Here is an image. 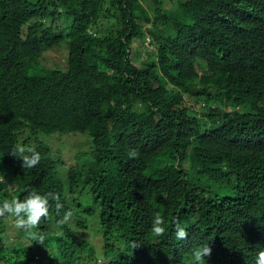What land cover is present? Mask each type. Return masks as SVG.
<instances>
[{
  "label": "trees",
  "instance_id": "trees-1",
  "mask_svg": "<svg viewBox=\"0 0 264 264\" xmlns=\"http://www.w3.org/2000/svg\"><path fill=\"white\" fill-rule=\"evenodd\" d=\"M165 1L0 0V201L46 195L36 236L54 218L64 228L70 211L76 228L98 225L114 264H191L205 245L206 264H255L264 247V0ZM146 38L153 49L142 57L133 44ZM60 46L65 70L43 66ZM76 133L90 138V160L73 158L63 175L45 140ZM28 149L41 157L31 168ZM157 213L161 235L151 231ZM24 236L0 217V264L33 258L37 238L29 247Z\"/></svg>",
  "mask_w": 264,
  "mask_h": 264
},
{
  "label": "clouds",
  "instance_id": "clouds-1",
  "mask_svg": "<svg viewBox=\"0 0 264 264\" xmlns=\"http://www.w3.org/2000/svg\"><path fill=\"white\" fill-rule=\"evenodd\" d=\"M85 141H88V139L85 138ZM78 150L79 148L77 147L76 154ZM18 151L23 154L25 149L20 147L18 148ZM28 151L31 152V155L23 156V166L31 168L39 163L41 157L40 154L34 149H28ZM130 155L134 157L136 155L135 151L131 152ZM88 156L89 154L84 155L85 158H89ZM51 158L52 160L59 161L58 156L53 158L51 155ZM60 169L64 171L63 175H65L66 169L62 168V165L60 166ZM65 198L68 204L69 200L66 196ZM70 204H72V199L70 200ZM57 207H61V205H57ZM48 212L49 201L47 196L35 191L28 193L26 198L21 199L12 197L5 198L0 201V217H12L16 227L18 229H22L25 232L24 239L27 241L23 243V246L27 244L30 247L34 241L33 239L37 238L35 247L32 250L33 258L30 257L29 254L25 253L26 255L21 260L23 264H41L44 257L53 258L54 264H62L60 261L59 263L57 262L60 255L65 253L70 254L72 260L75 261L74 264H114V260L106 255L104 241L101 236L99 253L94 248V244L91 240L92 236H89L87 239V236L84 235V231H88V229L84 228L85 215L78 216V220L85 230L76 228L73 218L69 217L71 215V212L69 211L65 215L66 225L63 226L64 228L59 225L57 218H54L52 221L47 223H45L46 221L41 222L39 227L42 225V231L36 236V226L39 224L42 217H46L48 215ZM54 215L57 216L56 212H54ZM164 224V217L157 213L151 222L152 233L154 235H161L164 233L166 230L163 226ZM71 228L77 231L81 236L77 237ZM187 235L188 233L185 228L181 226V222L176 219V238L178 240H183ZM83 242L88 244L87 249L82 248L81 243ZM90 248L92 250L87 251ZM38 251L44 252V255ZM88 252H90L91 255ZM210 253L211 249L208 247V245L194 249L191 254V264H206V258L210 255ZM66 264H71L70 258ZM255 264H264V247H260V249L257 251Z\"/></svg>",
  "mask_w": 264,
  "mask_h": 264
},
{
  "label": "rangeland",
  "instance_id": "rangeland-1",
  "mask_svg": "<svg viewBox=\"0 0 264 264\" xmlns=\"http://www.w3.org/2000/svg\"><path fill=\"white\" fill-rule=\"evenodd\" d=\"M144 5H145V8H147L148 3L147 4L144 3ZM164 8L165 9L176 8L175 2L172 0L165 1ZM60 23H62V20H60ZM148 41L149 39L146 38L144 45H141L138 42H134L133 44L134 52H135V49H137L136 51H140L142 54V57H144L148 51L153 49V47L148 44ZM140 56H138L137 53L135 55L134 54L132 55V59L134 63L137 65H140L141 61L143 60V58ZM67 58H68V51L66 50V47L60 46V47L52 49L49 52L44 53L40 61H41V64L47 68L65 70V68L67 67ZM191 105L192 107L195 106L196 111L200 113V108H198L199 105H195L193 103ZM63 136H66V137H63ZM63 136H59L57 134L50 135L49 136L50 138L47 137L45 141H47L46 144L51 150L52 157L55 158L57 156H60L61 160L63 161L62 168H66L75 163L73 158L75 159L79 155H83V154L86 155L89 152L90 146H89L88 141L90 142V138L86 134H79V133H76V136H69V135H63ZM43 137H46V136H43ZM85 138H87L88 141H85ZM77 147L79 148V150L77 151V154H76ZM57 152L58 154H56ZM77 160H78L77 164L81 165V164L86 163V161L90 159L85 158V157H80ZM81 200H83V202L85 203L84 205H86L89 208V212H90V210H92L93 204L89 196L83 195L81 197ZM91 215L92 213L90 214V217L87 220L88 223L91 222ZM12 229L13 228L8 229L10 235L13 234L11 233ZM72 231L75 233L77 237L81 236L74 229H72ZM84 235L87 236V239L89 236H92L91 240L94 244V248L97 252L100 253V235H99V229H98L97 224H94L93 230H92V227L89 226L88 231L87 232L84 231ZM38 252L44 255V252L42 251H38ZM30 254L32 255L33 251H31ZM41 264H54V259L49 258V257H44Z\"/></svg>",
  "mask_w": 264,
  "mask_h": 264
}]
</instances>
